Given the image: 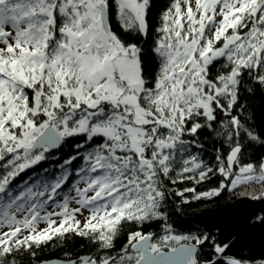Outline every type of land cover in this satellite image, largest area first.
<instances>
[{"label": "snow or ice", "instance_id": "snow-or-ice-1", "mask_svg": "<svg viewBox=\"0 0 264 264\" xmlns=\"http://www.w3.org/2000/svg\"><path fill=\"white\" fill-rule=\"evenodd\" d=\"M154 7L0 0V264H34L70 233L98 251L63 264H264L178 230L168 211L172 195L264 184V155L249 154L264 148L251 112L264 99V0H165L155 23ZM201 132L221 145L214 163L192 151ZM217 175L203 192L169 187Z\"/></svg>", "mask_w": 264, "mask_h": 264}, {"label": "trees", "instance_id": "trees-1", "mask_svg": "<svg viewBox=\"0 0 264 264\" xmlns=\"http://www.w3.org/2000/svg\"><path fill=\"white\" fill-rule=\"evenodd\" d=\"M153 2L155 7L152 10V19L155 23L157 13L165 0H153ZM148 59L151 62V58ZM251 112L256 127L264 129V99L256 98L252 102ZM199 140L203 145L202 150L193 149L192 151L214 163L216 150L220 149L221 145L214 142L206 132L200 133ZM223 151L226 153L227 148H224ZM249 154L252 161H258L264 155V148L250 147ZM47 166L48 164L41 165V167ZM31 171L28 170L26 174H21V177L17 179H23L25 175H30ZM219 180L220 177L217 175L210 181L196 185L192 180L184 179L183 182H177L169 187L175 190L196 187L199 193L216 187ZM261 195H264V184H251L235 191H224L218 197L200 200L192 199V193H185V196L190 199L188 203H183L181 197L172 195L168 211L171 221L178 225L180 231L188 232L199 229L216 234L220 243L232 244L233 252L250 251L254 257H261L264 256V227L253 224L252 220L257 215L264 213V199L250 198ZM160 227L159 223L146 224L143 232H159ZM130 230L135 231L136 228L132 227ZM126 234L127 232H125V236ZM125 236L117 241V249L126 243ZM97 251V247L90 240L70 233L66 237L55 238L47 245L41 246L37 250L34 264L50 260L66 261L69 258L76 260L80 257L95 255ZM24 259L27 261L30 258L25 256Z\"/></svg>", "mask_w": 264, "mask_h": 264}, {"label": "rangeland", "instance_id": "rangeland-1", "mask_svg": "<svg viewBox=\"0 0 264 264\" xmlns=\"http://www.w3.org/2000/svg\"><path fill=\"white\" fill-rule=\"evenodd\" d=\"M74 206H75V205H72V207H74ZM86 216H88V213H87V212H84L83 216H78V217H77V219H79V220L81 221V226H82V224H83V222H84V218H85ZM57 226H58V225H57ZM46 227H47V225L44 224V223H41V224L38 225V229H44V228H46Z\"/></svg>", "mask_w": 264, "mask_h": 264}, {"label": "water", "instance_id": "water-1", "mask_svg": "<svg viewBox=\"0 0 264 264\" xmlns=\"http://www.w3.org/2000/svg\"><path fill=\"white\" fill-rule=\"evenodd\" d=\"M64 261H60V260H50V261H45L42 262L40 264H63Z\"/></svg>", "mask_w": 264, "mask_h": 264}]
</instances>
